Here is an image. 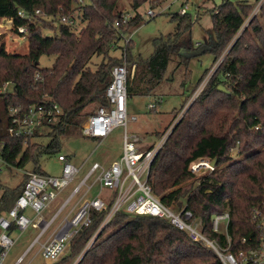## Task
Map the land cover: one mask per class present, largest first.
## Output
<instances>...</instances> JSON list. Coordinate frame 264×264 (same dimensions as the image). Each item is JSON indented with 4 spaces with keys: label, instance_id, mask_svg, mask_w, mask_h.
<instances>
[{
    "label": "trees",
    "instance_id": "trees-1",
    "mask_svg": "<svg viewBox=\"0 0 264 264\" xmlns=\"http://www.w3.org/2000/svg\"><path fill=\"white\" fill-rule=\"evenodd\" d=\"M87 1L83 5L78 0H0V19H10L16 34L17 28L27 27L28 38L25 55L7 53L0 44V87L11 84L10 92L0 94V155L8 170H22L32 163L31 172L46 175L39 168V157L59 152L62 137L82 134L87 118L107 105L110 72L122 62L110 53L121 50V36L141 25L143 18L137 10L154 2L130 0L134 16L115 29L113 24L121 17L119 0ZM252 6L224 1L211 14L212 33L196 48L191 43L193 19L188 13L171 15L175 30L153 40L150 57L133 58L130 42L125 48L127 99L155 94L172 64L188 79L189 59L208 53L215 64L227 51L157 153L148 183L161 203L174 211H191L203 222L204 234L221 243L224 235L212 233L210 219L216 213H229L228 234L235 249L242 238L256 234L250 211L259 202L264 186V22L254 16L243 27ZM36 10L39 15L34 14ZM77 10L83 18L77 33L64 25L57 30L52 25L57 17H70ZM19 11L31 19L20 18ZM261 13L264 18V3ZM43 30L55 34L44 36ZM44 56L55 58L51 67L40 69L38 62ZM93 58H102L94 70L90 68ZM44 100L57 104L61 115L44 122L31 137L7 134L9 107L28 108ZM91 105L97 108L88 110ZM43 137L50 140L45 147L36 142ZM233 151L242 159L233 161ZM203 160L215 161V166L197 179L190 167ZM26 179L24 174L14 187L0 182V215L12 208ZM109 206L101 212L90 210L91 224L70 240L64 256L54 264H71L100 226ZM18 231L12 224L8 233ZM104 234L77 264H220L212 251L190 241L165 219L119 211L100 236Z\"/></svg>",
    "mask_w": 264,
    "mask_h": 264
},
{
    "label": "built area",
    "instance_id": "built-area-1",
    "mask_svg": "<svg viewBox=\"0 0 264 264\" xmlns=\"http://www.w3.org/2000/svg\"><path fill=\"white\" fill-rule=\"evenodd\" d=\"M82 3V0H78ZM187 5H182L180 15L187 14ZM35 15L40 11L36 10ZM22 19L30 20L29 15L19 11L17 14ZM147 15L151 18L155 16L153 10H148ZM134 15L121 14L113 27L117 29L120 25H125ZM49 20V19H48ZM59 24L72 28L74 26L73 14L70 17H58ZM12 24V21L6 20ZM17 35H25L27 27L17 28ZM121 36L124 45L130 42V37ZM123 52V51H122ZM120 55L121 64L114 66L110 72L111 80L105 90L107 100L106 106L98 107L90 115L82 134L86 137L95 139L98 143L106 139L113 129L122 127L124 129L122 141V156L118 161H113L105 166L98 162L91 165L84 177L78 182L72 193L65 199L59 207L56 215L70 204L72 199L80 195L76 209L69 217L63 219L57 233L40 248V255L46 263H55L65 252L70 240L83 228L89 227L91 219L89 212L94 210L101 212L110 204L106 216L102 221V226L119 211H125L131 215L151 216L167 220L172 226L184 232L188 239L194 243H200L205 248L213 252L220 264H264V186L262 196L259 202L252 207L250 219L256 230L253 237H244L240 240L238 248H234L228 234V225L230 221L229 213H216L211 216L210 230L212 233H222L224 235L223 243L218 239L208 238L203 232V222L196 219L192 212L187 209L174 211L165 206L152 193V188L148 183V175L151 165L169 136L171 129L166 131L159 143L151 148L139 151L136 147L137 139L131 134H127L128 122H136V117L131 116L128 119L126 106V83L129 70L126 63L125 50ZM39 77L36 74V79ZM204 83L200 91H202ZM11 84L5 83L0 87V94L10 92ZM199 91V92H200ZM161 102V98L147 105L148 110L155 109ZM61 110L57 104L49 101H43L40 104L28 108L9 107L8 123L6 132L14 138L31 137L38 127L51 118L61 115ZM58 161L62 163V172L59 178L47 175H40L34 172H26V182L22 191L16 198L12 208L0 216V264L4 261L8 250L14 245V241L8 231L14 224L20 232L26 230L29 226L39 227L42 221L43 211L57 199L59 194L67 188L79 173V169L69 160L66 155L59 154ZM209 161H199L191 165L190 170L208 168L213 170ZM6 163L0 155V177L6 168ZM123 168L126 175L123 176ZM92 181L89 183V181ZM130 182L127 183V180ZM95 184H98L100 190L107 191L110 195L107 198L100 195L91 199L85 196L92 190ZM30 209L34 213V220L25 215V210ZM56 217H53L47 223L41 226V232L38 238L45 232ZM37 238V239H38ZM20 262V260L18 261ZM18 264V263H17Z\"/></svg>",
    "mask_w": 264,
    "mask_h": 264
},
{
    "label": "rangeland",
    "instance_id": "rangeland-1",
    "mask_svg": "<svg viewBox=\"0 0 264 264\" xmlns=\"http://www.w3.org/2000/svg\"><path fill=\"white\" fill-rule=\"evenodd\" d=\"M224 1L227 0H154L153 4L150 2L143 4L137 10L143 18L141 25L125 36V38L130 37V47L132 48L131 51L133 58H136L137 56H140L143 59L150 57L153 53V40L159 37L165 38L167 35L174 32L176 24L170 20L171 15L179 13L182 5L188 6L187 12L193 19L191 43L192 46L196 48L199 44H202L205 40H207L209 32L212 33L211 14L213 13V10L220 7ZM228 1L232 4L245 2L249 5H253V9L245 20L243 27H246L250 18L254 16H256L261 23L264 22V18L262 16L263 14L261 13V7L264 0H259L258 2H256V0ZM87 3V0H82L83 5H86ZM150 9L153 10L155 14V16L151 19L147 15V11ZM117 10L121 14L134 15L130 0H119ZM73 21L74 26L71 29L77 33L83 26V18L80 11L77 10L73 13ZM52 22V25L57 30L60 25L58 17ZM42 33L44 36L55 34L48 30H43ZM1 43L4 44L5 51L7 53L25 55L28 52V38L26 37V34L25 36H18L13 31L12 24L8 23L4 19H0V44ZM118 45H120L119 47H121V50L118 49L111 52V56L120 57L121 52H124L126 48L124 41L119 42ZM201 49L203 48L201 47ZM226 53L227 51L220 56L219 60L215 64H212V56L208 53L189 59V63L187 65V69L189 71L188 79L185 78L184 71H182L181 68L175 70L174 64H172L167 68L165 73V82L156 89L155 94L150 96H133L132 98H129V101L127 100L128 104L126 106V112L128 119H130L131 116L136 117V122H128L127 134H131L137 139V148L140 150H147L154 144L157 145L166 131H169L170 129L171 131L173 130L175 125L180 121L184 112L200 95L202 83H204V88ZM54 58L55 57H42L38 62V68L43 69L51 67ZM101 61L102 58H93L90 68L94 70L95 67L101 63ZM132 71L133 67L131 68L130 74H132ZM204 72L206 73L204 74ZM203 74L205 76L196 85V87H194L198 78H200ZM169 78L172 80H168ZM184 80L186 81L185 84L183 82ZM186 95L187 98L184 100V96ZM159 98H161V102L156 105L155 109L151 111L148 110L147 105L155 100L158 101ZM96 108L97 106L91 105L88 107V110H95ZM123 131L124 129L122 127H117L113 129L111 134L106 139L100 141L99 143L95 139L86 137L80 133H75L68 137L65 136L60 139L61 148L59 152L43 153L39 157V168L44 172V174L51 177L59 178L61 176L62 163L58 161L59 154L68 156L76 167L80 168L82 166L74 181L67 188H65L54 201L52 206V217H49V220L56 217L53 222H59L65 217L68 208L64 209L57 216L56 213L59 207L72 193L73 189L84 177L94 162L105 164V166H107L111 162L118 161L120 159L122 156ZM49 141L50 140L47 137L36 140V142H39L44 147L49 144ZM231 156L233 161H239L242 159V156H238L234 151ZM33 169L34 165L32 163H28L22 170L14 168L8 170L5 168L2 176L0 177V182L3 185L14 187L22 180V177L26 172H30ZM209 171L210 170L205 167L197 171L195 170L194 172H196V178L198 179L208 174ZM126 173V170L123 168V176H125ZM91 181L92 179L89 183ZM129 182L130 179L127 180V183ZM99 192L104 191L100 190L98 184H95L85 198L91 199L97 196ZM80 196L81 194L75 196L69 206L74 204ZM100 196L104 197L103 194ZM62 223L63 221H61V224ZM106 225L107 224L102 226L101 222L96 232L86 243L84 249L71 262V264H77L86 251L100 242L101 239H104L106 234L103 236L100 235ZM40 232L41 230L39 228L32 229L30 226L22 232H14L12 234V237L15 240L14 245L8 250L2 264H16L19 260L20 262H18V264H46L45 260L39 253V244L42 241V235L38 239L37 237ZM69 244L67 245L66 250L68 249ZM65 252L55 263H57L64 256Z\"/></svg>",
    "mask_w": 264,
    "mask_h": 264
},
{
    "label": "crops",
    "instance_id": "crops-1",
    "mask_svg": "<svg viewBox=\"0 0 264 264\" xmlns=\"http://www.w3.org/2000/svg\"><path fill=\"white\" fill-rule=\"evenodd\" d=\"M181 8V7H180ZM189 14V13H188ZM205 42V41H204ZM200 45V44H199ZM134 69V68H133ZM132 73H133V71H132ZM128 101H129V99H127ZM128 101H127V104H128ZM138 150L139 151H143V150H140L139 148H138ZM144 150H146V149H144ZM68 157V156H67ZM69 158V157H68ZM69 160L71 161V159L69 158ZM95 163V162H94ZM102 165H105V164H102ZM82 167V166H81ZM80 167V168H81ZM78 168V167H77ZM80 168H78L79 169V171H80ZM87 173V172H86ZM104 192H99L97 195L99 196V195H101V194H103L104 195V197L105 198H107V195L109 194L107 191H105V190H103ZM102 197V196H101ZM58 198V197H57ZM80 199V197H78V199L75 201V203L74 204H72V205H67L64 209H66V208H68V211H67V214L65 215V217L63 218V219H65L66 217H69L71 214H72V212L76 209V206H77V203H78V200ZM53 203H54V201L43 211V213H42V221L40 222L41 224L39 225V227H37V228H33V227H31L32 229H40L41 230V226L44 224V223H47L48 221H49V219L52 217V210H53ZM63 209V210H64ZM62 210V211H63ZM61 211V212H62ZM7 212H5V213H2L1 215H5ZM25 214H26V216L29 218V219H31V220H34V213L30 210V209H27V210H25ZM60 214V213H59ZM58 214V215H59ZM0 215V216H1ZM57 215V216H58ZM50 217V218H49ZM63 219H61L59 222H53L49 227H47V229L45 230V232L42 234V236H41V242H40V244H39V253H40V248H41V246L43 245V244H45V243H47L56 233H57V231L59 230V228H60V225H61V221H63ZM19 232V231H18ZM14 232H12L11 234H9L10 236H11V238L13 239V241L15 242V240H14V238L12 237V234H13ZM40 234V233H39ZM38 238V237H37ZM18 263V262H17ZM16 263V264H17ZM46 264H48V263H46Z\"/></svg>",
    "mask_w": 264,
    "mask_h": 264
},
{
    "label": "water",
    "instance_id": "water-1",
    "mask_svg": "<svg viewBox=\"0 0 264 264\" xmlns=\"http://www.w3.org/2000/svg\"><path fill=\"white\" fill-rule=\"evenodd\" d=\"M198 54H201V53L199 52ZM218 89H219L220 91H224L223 88H221V87H219ZM210 165H211V167H214V166H215V161H212V162L210 163Z\"/></svg>",
    "mask_w": 264,
    "mask_h": 264
},
{
    "label": "bare ground",
    "instance_id": "bare-ground-1",
    "mask_svg": "<svg viewBox=\"0 0 264 264\" xmlns=\"http://www.w3.org/2000/svg\"><path fill=\"white\" fill-rule=\"evenodd\" d=\"M4 20L6 21V20H9V19H4Z\"/></svg>",
    "mask_w": 264,
    "mask_h": 264
}]
</instances>
